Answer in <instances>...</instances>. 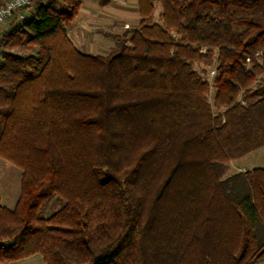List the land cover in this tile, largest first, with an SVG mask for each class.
Returning a JSON list of instances; mask_svg holds the SVG:
<instances>
[{"label":"trees","instance_id":"obj_1","mask_svg":"<svg viewBox=\"0 0 264 264\" xmlns=\"http://www.w3.org/2000/svg\"><path fill=\"white\" fill-rule=\"evenodd\" d=\"M135 1L105 55L67 36L81 0L0 31V263H264V168L220 178L264 146V0Z\"/></svg>","mask_w":264,"mask_h":264},{"label":"rangeland","instance_id":"obj_2","mask_svg":"<svg viewBox=\"0 0 264 264\" xmlns=\"http://www.w3.org/2000/svg\"><path fill=\"white\" fill-rule=\"evenodd\" d=\"M89 2H96V0H89ZM115 9L120 11V9H124V12L127 14L122 15L119 13L114 18L113 25L107 24V20H96L90 22H78L74 20L71 22L69 26H67V36L72 41V43L77 44V40H81L85 45L82 50L86 53L90 54H100L105 55L110 50H112L113 46H110L111 43H114L116 38L122 34V32L135 25L137 22L134 20V17L131 14L133 11L131 9V3L125 2V5L114 2ZM160 13V9L156 6L153 17L155 20L158 19V15ZM79 25V28H77ZM71 29H73L71 31ZM109 40V42L107 41ZM110 44V45H109ZM194 68L201 73V75L208 81L209 87V101L211 102L213 96V89L211 87L213 74L211 73L214 70V64H212L208 68H202L200 65H195ZM254 167L264 168V146L251 151L250 153L234 160L229 163L222 171L220 178H224L230 176L234 173L244 172L252 170ZM20 170L13 166L12 164L0 159V193L5 194L3 192V188L10 191V195L17 192V189H20L19 184ZM3 206H6L4 204ZM60 207V203L55 199H52L49 202V205L45 209L44 215L48 216L53 211L57 210ZM17 264H42V259L40 255L36 254L33 256H29L23 259L18 260Z\"/></svg>","mask_w":264,"mask_h":264},{"label":"crops","instance_id":"obj_3","mask_svg":"<svg viewBox=\"0 0 264 264\" xmlns=\"http://www.w3.org/2000/svg\"><path fill=\"white\" fill-rule=\"evenodd\" d=\"M6 1L7 0H0V5L4 4ZM114 2L120 3L122 5H125V2L131 3L130 7L133 11L131 14H133L132 16L134 17V20H136V22H137L138 13L136 10V1L135 0H112L109 4H107L106 6H103V7H100L98 5V0H96V2H89V0H81V5L78 9V13L75 16L74 20H77L80 23V22H90V21L96 20V18H98L99 20H103V21L107 20V22L106 21H104V22H106L107 24H110L112 26L115 16H117L119 13L121 14V16L127 14V12H124V9H120V11H118L119 9L116 10L115 6H114ZM8 25H9V22H6L4 25H2L0 27V31L4 30ZM77 28H79V25ZM72 30L73 29H71V31ZM107 41L109 42L108 39H107ZM76 43L77 44H75V42H74L75 47L79 51L86 53L85 51L82 50V47L84 48L85 44L80 39L77 40ZM113 45H114V43H111L110 46H113ZM96 54H98V53H96ZM254 168H261V167H254ZM20 175H21V171H20ZM19 184H20V177H19ZM19 191H20V189H17V192H19ZM3 192H5L4 195L0 193V205L2 207H5L6 209H9V210L13 209V207H14L17 199H18L19 193H17V194L15 193V195H13V194L10 195V191L6 190L5 188H3ZM4 204H6V206H3ZM17 262L18 261L14 262V264H17ZM0 264H3V263H0Z\"/></svg>","mask_w":264,"mask_h":264},{"label":"built area","instance_id":"obj_4","mask_svg":"<svg viewBox=\"0 0 264 264\" xmlns=\"http://www.w3.org/2000/svg\"><path fill=\"white\" fill-rule=\"evenodd\" d=\"M35 0H7L0 5V27L6 22L22 21L33 11ZM214 75V70L211 71Z\"/></svg>","mask_w":264,"mask_h":264}]
</instances>
